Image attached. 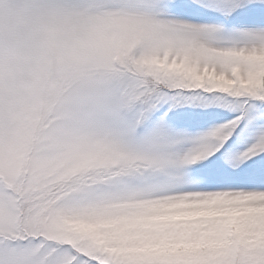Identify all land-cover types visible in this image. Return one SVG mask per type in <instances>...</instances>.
Instances as JSON below:
<instances>
[{"label": "snow or ice", "instance_id": "6c2138e0", "mask_svg": "<svg viewBox=\"0 0 264 264\" xmlns=\"http://www.w3.org/2000/svg\"><path fill=\"white\" fill-rule=\"evenodd\" d=\"M0 264H264V0H0Z\"/></svg>", "mask_w": 264, "mask_h": 264}, {"label": "rangeland", "instance_id": "374dc122", "mask_svg": "<svg viewBox=\"0 0 264 264\" xmlns=\"http://www.w3.org/2000/svg\"><path fill=\"white\" fill-rule=\"evenodd\" d=\"M211 112L214 115V119L210 122L220 123L224 120L231 119L234 115V113L229 112L226 109H209V110H201V109H195L191 107H185L183 109L177 110L176 116L180 120H186L190 119L193 122H201L205 119L204 113ZM203 126H207L206 124Z\"/></svg>", "mask_w": 264, "mask_h": 264}, {"label": "clouds", "instance_id": "9594fccd", "mask_svg": "<svg viewBox=\"0 0 264 264\" xmlns=\"http://www.w3.org/2000/svg\"><path fill=\"white\" fill-rule=\"evenodd\" d=\"M203 243V241L200 240H181V241H176L173 246L174 247H181V248H195L200 246V244Z\"/></svg>", "mask_w": 264, "mask_h": 264}]
</instances>
